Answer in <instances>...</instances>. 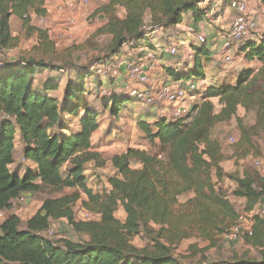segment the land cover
<instances>
[{
    "label": "trees",
    "instance_id": "obj_1",
    "mask_svg": "<svg viewBox=\"0 0 264 264\" xmlns=\"http://www.w3.org/2000/svg\"><path fill=\"white\" fill-rule=\"evenodd\" d=\"M255 1L264 7V0ZM45 2L0 0V51L13 50L21 41L11 34L12 17L21 22L24 38L37 36L30 51L21 53L16 61L1 64L0 68V114L11 119L0 122V213L11 209L12 203L24 194L69 188L85 195L81 204L96 219L75 220L73 207L80 199L78 194L43 201L22 230L17 216L0 218V264H184L182 260L204 255L215 246L216 236L230 233L239 217L222 191L215 187L213 176L217 183L227 177L236 185L232 194L245 200V213L253 210L264 195V182L247 164L241 173L224 174L221 164L225 157L220 142L212 138L217 125L235 122L238 138L233 155L246 161L253 155L252 138L264 134V29L258 41H246L233 49L242 53L247 62H258L260 67L256 71L242 70L234 84L209 86L203 101L182 119L154 118L152 123H137L148 141L167 147L166 161L134 149L113 156L110 163L115 175L108 179L109 192L100 196L87 187L84 176L88 163L98 161L100 167L104 164L92 152L91 145L98 129V116L84 101L89 94L85 81L93 73L90 67L75 64L72 56L78 48L72 46L58 52L47 30L32 26V16L45 17ZM200 3V0H109L97 11L107 19L97 34L108 36L110 41L105 56L94 64L119 57L124 48L151 50L149 35L144 30L146 15L151 32L183 25L186 17L191 21L189 26L201 32L195 26L211 22L206 18L210 8L199 7ZM118 8L124 11L122 19L116 15ZM214 45L217 44L208 39L204 45L193 44L188 48L194 53L192 63L185 60L180 70L166 68V75L176 83L202 77L203 58H209V49ZM45 71L68 75L57 98L52 94L59 90L58 78L47 77L41 84L36 81ZM215 99L220 106L218 112L212 101ZM129 100V96L111 97L110 115L118 117ZM239 108L244 112L255 110L254 125L243 124L237 116ZM79 111L82 115L77 132L62 135L55 131L64 127L65 116L79 115ZM16 134L23 144L24 160L35 165L34 170H27L21 177L9 170ZM132 161L140 169H132ZM189 193L193 197L188 201L191 214L187 225L212 244L201 250L192 245L188 256H180L173 252L190 236L183 228L186 218L178 217L172 209L180 197ZM119 206L123 221L115 217ZM59 220H66L87 240L81 243L62 240L59 245L47 240L44 232L52 221ZM140 234L150 244L138 249L129 240ZM241 241L256 251L258 258L244 253L223 264H264V219L256 218L251 235H244Z\"/></svg>",
    "mask_w": 264,
    "mask_h": 264
},
{
    "label": "rangeland",
    "instance_id": "obj_2",
    "mask_svg": "<svg viewBox=\"0 0 264 264\" xmlns=\"http://www.w3.org/2000/svg\"><path fill=\"white\" fill-rule=\"evenodd\" d=\"M200 1L201 3L199 4V7L210 8L207 15V22L223 15V10H225L224 8L226 7V0ZM247 1L249 12L257 21L258 33L261 31V26L263 25L264 20L262 21L259 15H256L257 9L254 8L251 1ZM217 2L220 3L217 7H215ZM108 3L109 0H46L45 17L40 18L32 16L31 23L32 26L36 28L47 30L48 35L55 44L58 52H62L72 46L78 48L72 56L75 64L83 68L90 67L93 73L92 77L86 79L85 81L89 94L84 97V101L86 102L88 108L96 112L98 116V129L91 138V145L92 152L97 153L100 156V160L104 164L100 167L98 166V161L95 163H88L85 166L84 176L86 178L87 187L92 190L93 193L99 194L100 196H105L109 192L110 186L108 184V179L115 175V171L111 167L110 163L113 156L123 154L128 149H134L146 152L151 156H156L158 160L164 162L166 161L168 153L167 147H162L157 141H148L137 126L139 121L152 123L151 118L157 119L161 114H163L166 109H164L163 104L159 103L160 101H156V107H154L135 102L131 99L129 102L125 103L118 117H114L109 113V99L113 96H128L126 92L127 88L136 86V83L128 79L123 66L120 65V62H114L115 58L109 59L116 66L114 72H111L104 77L96 76L93 72L95 67L98 65L96 63L94 64L95 60L105 56L106 48L110 41L108 36L97 34V31L105 25L107 20L103 13H97V11ZM116 15L119 19L124 18V11L118 8L116 10ZM71 18L75 20V25L72 27L67 25ZM205 24L206 28L211 27L210 24ZM10 27L12 36L18 38L20 37L21 41L13 50L0 51V68L1 64L16 61V59L20 57L21 53L30 51L37 43L36 35L24 38L25 33L22 32L21 22L16 17H12ZM64 28L66 29V32L69 33L64 34L62 32ZM181 29L177 28L176 31L173 28L163 30L157 29L151 32L149 17L146 15L144 30L148 33L149 40H152V45L150 47L151 50L146 49V52L157 54L160 50L167 47L173 39L177 38L178 34L183 31ZM184 51V48L179 49V53L176 57H170L162 54V57L156 55L155 58L157 60V64H161V61H164L165 63L164 65H161L162 70H160V67L157 66L156 71L153 74L154 81L156 79H160L157 76H164L163 74L166 75L165 71L168 66L176 70L182 69L185 65L183 58ZM122 53H130L133 57L137 58L136 54L134 52L132 53L129 48H124L121 54ZM236 57L239 58H235V60L231 63H225L222 57L217 60L218 69L221 71H226L227 69L225 68H227V66L231 69L229 70V75H226L227 77L224 79H222V77H213L212 79L216 83H219L222 80H228V83L230 82L232 84L235 83L238 74L245 69L244 57L237 56V54ZM156 60L154 59L155 62ZM213 63L214 62L212 60L204 57L203 64L206 70L203 72V76L198 79H181L178 84L194 80L200 81L203 77L207 79L208 75H212L215 70H217L216 64L214 65ZM177 65H179V67H177ZM230 75H232V77H230ZM47 77H54L60 80L59 90L52 94L56 98L59 97L68 75L63 76L59 73H50L45 71L36 77V81L38 84H41V82ZM151 77L149 84H147L148 89H152V84L154 83L151 82ZM214 105L215 110L218 112L220 109L218 102L215 101ZM78 114L79 115L70 117L65 116L63 118L64 120H62L64 127H62L61 131H57V128H55V131L59 133L61 132L62 135L77 132L79 129L78 119L82 115V112L79 111ZM255 114V110L244 112L242 108H239L237 112V116L243 120V124L247 127L254 125ZM1 121H11V119L0 114V122ZM50 132L51 134L53 133L51 130ZM212 138L220 142L221 150L225 157L221 167L225 175L241 173L242 168H244L247 164L259 174L264 182V134L261 133L252 138L251 148L253 155L249 156L246 161H242L237 155H233L238 138V129L235 122L232 121L217 125L212 131ZM14 144L15 149L13 154V164L9 167V170L11 173L21 177L27 170H34L35 165L24 160L23 144L18 134L15 136ZM67 167L68 165L65 166L62 171H65ZM131 168L140 169V165L137 162L132 161ZM213 183L216 188H219L222 191L225 198L232 204L238 216H243L245 214V200L237 199L232 194L236 189V185L227 177H224L221 182L217 183L216 178L213 176ZM73 194H78L80 196L79 201L73 207L75 220L77 222L93 220V216L90 218L85 217L86 210L81 204V201L85 200V195L78 189L69 188L62 191L44 189L35 194H24L20 197L22 200L14 202L11 209L1 213L0 218L5 219L14 215L17 216L20 220L19 229L22 230L25 228L26 221H28L37 212L43 201L47 199H57ZM192 197L193 195L191 193L180 197L172 209L173 213L178 217L186 218L183 228L188 231L190 236L188 239L183 240L174 250L173 254L175 255L188 256L190 254L189 248L192 245H196L198 250H201L207 246H211L212 244L209 241L202 240L195 230L193 228H189L187 225V222L190 219L189 215L191 214V207L188 204V201ZM115 217L119 220H124L123 210L120 206L115 213ZM94 219H96L95 216ZM43 236L56 245H59L62 240L74 243H81L87 240L86 235L79 234L74 231L66 220L52 221L49 229L44 232ZM129 244L140 249L150 244V241L144 236V234H140L138 236H133L129 240ZM214 244L215 246L206 251L204 255L198 254L194 258L182 260V262L184 264H201L204 261L209 264H223L231 261L233 256H236L238 254L237 252H240V249L243 246V242L241 240L237 243H232V241L228 239L227 235L216 236L214 238Z\"/></svg>",
    "mask_w": 264,
    "mask_h": 264
},
{
    "label": "built area",
    "instance_id": "obj_3",
    "mask_svg": "<svg viewBox=\"0 0 264 264\" xmlns=\"http://www.w3.org/2000/svg\"><path fill=\"white\" fill-rule=\"evenodd\" d=\"M226 9H228L232 15L229 18L227 28L220 34L218 41L220 43L219 48L224 62L231 63L235 59L233 49H236L246 41H258L260 33H257L258 24L255 17L249 12L247 0H226ZM206 18L208 19V16H206ZM67 25L70 27L74 26L75 20L71 18ZM181 30L183 31L178 34L176 39L171 41L167 47L160 50L161 54L176 57L179 53V49L183 47L186 42L190 43L191 46L192 44H206V36L201 32L195 31L193 27L185 26ZM62 32L64 34L69 33L66 32L65 28ZM136 51L140 54L137 58L133 57L130 53H127L121 54L114 59V62L119 61L120 65L123 66L128 79L136 83V86L127 88V95L135 102L154 107H156L155 102L160 101L159 103L163 104L164 109L166 110H164L163 114L157 119L176 121L186 117L193 108L191 101L194 94L198 91L197 83L200 82L204 85V81H190L183 85H176L175 83H160L152 86V89H148L147 84H149L150 77L157 68L156 62L154 61L156 54L147 53V50L144 48L136 49ZM193 58V51L188 50L185 54V60L188 63H192ZM115 69V64L108 60L98 64L93 72L96 76L104 77L105 75L114 72ZM18 200L21 201L22 199L19 197L14 202H18ZM92 216L91 213L87 211L85 212L86 218ZM256 218L264 219V195L253 210L238 217L235 225L227 235L228 239L232 242H237L241 240L244 235H251L252 226Z\"/></svg>",
    "mask_w": 264,
    "mask_h": 264
},
{
    "label": "crops",
    "instance_id": "obj_4",
    "mask_svg": "<svg viewBox=\"0 0 264 264\" xmlns=\"http://www.w3.org/2000/svg\"><path fill=\"white\" fill-rule=\"evenodd\" d=\"M251 1V3L254 5V8L255 9H257V11H256V15L258 14L259 15V17L261 18V20L263 21L264 20V7H262V6H260L255 0H250ZM219 3L220 2H217V5H215V7H217L218 5H219ZM253 8V9H254ZM225 10H223L224 12H223V15L222 16H219V17H217L216 19H212L210 22H211V27H208V28H206V24L205 23H200V24H198L197 26H195V28H197V29H199L205 36H206V38L209 40V42L211 43V44H217V45H219L220 43H218L217 41L219 40V38H220V34L222 33V32H224V30L227 28V26H228V24H229V18H230V16L232 15L231 14V12L228 10V9H226V7L224 8ZM122 19V18H121ZM11 22H12V18L10 19V26H11ZM185 24V25H184ZM183 25H180V26H177V27H174L173 29L176 31V29L177 28H183L184 26H187V25H190L191 24V21L189 20V18L188 17H186V21H185V23H184ZM263 29H264V22H263V25L261 26V31H260V34L263 32ZM174 40V39H173ZM172 40V41H173ZM152 41V40H151ZM150 40L148 41V43L149 44H151L152 42H151ZM216 42V43H215ZM154 44V43H153ZM159 44H161V43H159ZM152 45V44H151ZM155 45V44H154ZM193 45V44H192ZM217 45H214V46H212L209 50V59L210 60H212L214 63V65L216 64V66H217V70H215V72L212 74V75H208V78L206 79V78H202L201 80H203L204 81V85L203 84H201L200 82L199 83H197V85H198V91H197V93L196 94H194V96H193V98H192V101H191V104H192V106L194 107V106H196V105H198V104H200L202 101H203V98H204V95L206 94V91H207V88L209 87V86H212V85H214V84H221V83H228V80H222L221 82H219V83H216L212 78L213 77H216V78H219V77H222V79H224V78H226L227 76L226 75H229V70L231 69L230 67H228L227 66V68H225V69H227L226 71H221L220 69H218V65H217V60H219V58H221L222 57V54H221V52H220V49L218 48V46ZM183 47H185L184 49H185V51L186 50H188V48H190L191 47V44L190 43H188V42H186L185 43V45L183 46ZM130 49V48H129ZM135 49H130V51L133 53H135L136 54V56L138 57V56H140V54H138L137 53V51L135 50ZM184 51V55H185V52ZM124 53V52H123ZM122 53V54H123ZM234 53V55H235V58H239V57H236V54H237V56H241V57H244L243 56V54L242 53H239V51H234L233 52ZM156 55H158V56H160V57H162L161 56V53H160V51L156 54ZM183 58H184V62H186L185 61V57L183 56ZM155 60H156V58H155ZM235 60V59H234ZM164 61H161V64H157V60H156V65L157 66H159L160 67V70H162V68H161V65H164ZM185 64V63H184ZM220 65V64H219ZM177 67H179V65H177ZM260 67V64L258 63V62H247L246 60H245V69H253L254 71H256L258 68ZM167 68H170L169 66L167 67ZM244 69V70H245ZM205 66H204V72H205ZM156 71V70H155ZM163 72V71H162ZM155 72H153V74H154ZM151 75L152 77H151V82L153 83L152 84V86H155V84H158V83H175L176 85H183V84H178V83H176V82H174L172 79H171V77H169V76H167V75H165V74H163L164 76H162V75H160V76H157L158 78H160V79H156L155 81H154V75ZM162 76V77H161ZM230 77H232V75H230ZM158 82V83H157ZM228 84H232V83H228ZM213 101V103H215V101H217L216 99L215 100H212ZM155 119L154 118H151V121L153 122ZM238 242V241H237ZM237 242H232V243H237ZM243 246H242V248L240 249V252H237L238 254H237V256H238V258H240L241 256H242V254H244V253H247V254H249V256L250 257H255V258H258V255H257V252L256 251H254L253 249H251L250 247H248V246H246V245H244V244H242Z\"/></svg>",
    "mask_w": 264,
    "mask_h": 264
}]
</instances>
